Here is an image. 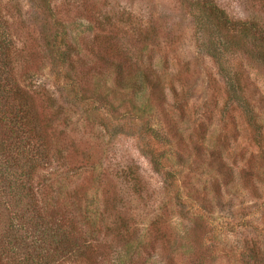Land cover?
Returning <instances> with one entry per match:
<instances>
[{
	"label": "trees",
	"instance_id": "16d2710c",
	"mask_svg": "<svg viewBox=\"0 0 264 264\" xmlns=\"http://www.w3.org/2000/svg\"><path fill=\"white\" fill-rule=\"evenodd\" d=\"M31 1L39 18H35V31L29 36L14 31V23L3 19L0 7V264H110L112 252L105 247L109 235L119 238L125 247L139 232L131 227L133 198L123 192H141L142 186H133L134 180H130L118 191L117 173H110L105 166L114 147V123L120 122L122 109L131 113L124 107L126 98L137 92L132 74L126 76L132 66L110 37L99 34L87 40L90 34L76 35L65 43L67 30L54 19L51 0ZM182 2L192 11L195 35L202 37L208 57L222 72L230 63L242 67L244 60H253L254 69L264 70V17L232 19L216 0ZM50 20H55L60 32L54 31ZM76 42L84 47L83 55ZM43 69H48L54 91L33 80ZM233 71L230 77L224 72L231 96L245 98L252 87L245 89L242 72ZM104 73L113 77L112 90L91 79ZM144 79L151 83L149 77ZM252 93L248 102L254 100ZM77 107L81 109L76 113L79 118L85 117L81 121L88 119L92 125L81 133L74 128L80 124L73 112ZM249 110L251 118L246 117L259 144L263 129L255 117V105ZM93 126L100 129H95L97 137L91 139ZM156 136L165 146L172 143L167 134ZM259 146L264 155V142ZM146 148L153 170L170 175L172 170L164 166L166 150L150 142ZM222 180L224 184L225 176ZM136 194L135 200L142 199ZM192 216L185 238L192 243L193 252L186 251L182 239H172L168 229L155 228L153 237L165 255L184 250L190 257L182 264H208L209 253L215 249L208 247L206 235L200 233L201 219L206 217ZM94 218L105 222L98 226L99 234L94 233ZM153 240L137 246L140 252L133 256L135 264H149ZM249 253L246 264H264L263 249L254 245ZM142 254L148 258L140 257Z\"/></svg>",
	"mask_w": 264,
	"mask_h": 264
},
{
	"label": "rangeland",
	"instance_id": "374dc122",
	"mask_svg": "<svg viewBox=\"0 0 264 264\" xmlns=\"http://www.w3.org/2000/svg\"><path fill=\"white\" fill-rule=\"evenodd\" d=\"M216 2L232 19L264 17V0ZM50 5L54 19L67 30L65 43L76 35L90 34L87 40L99 34L110 37L132 66L126 76L132 74L137 92L126 98L124 107L131 113L122 109L126 114L121 113L120 122L114 123V147L105 166L110 173H117L118 191L130 180H134L133 186H142V193L123 192L133 198L131 227L139 232L125 247L119 238L109 235L105 247L112 252L110 264H135L133 256L140 252L137 246L147 239H154L149 264H182L190 256L184 250L165 255L153 230L168 229L172 239H182L186 251L193 252L192 243L185 238L192 215L207 218L201 219L200 233L206 235L208 247L215 249L209 253L208 264H246L249 247L264 251V155L259 146L264 137L256 144L247 118H251L249 108L255 105V117L264 133V70L254 69L253 60H244L242 67L233 63L223 66L228 77L234 69L240 70L245 89L252 87L254 92V100L249 102L251 93L245 98L231 96L227 75L208 57L202 37L195 35L192 11L182 0H51ZM0 7L3 19L14 23V31L26 36L35 31L39 14L31 0H0ZM50 21L56 25L55 20ZM54 31L60 32L58 26ZM81 43L77 48L83 55ZM105 73L91 79L112 90L113 77ZM145 77L151 83H144ZM32 78L54 91L48 69ZM78 110L73 112L80 124L74 128L81 133L92 125L88 119L81 121L85 117L79 118ZM90 118L94 119L92 114ZM93 129L91 139L100 128ZM160 132L169 135L172 143L162 144L156 136ZM149 142L166 150L164 166L172 170L170 175L153 170L146 153ZM136 193L141 194V201L134 199ZM104 223L94 218V233L99 234L98 226ZM244 251L248 253L245 256ZM140 257L148 258L145 254Z\"/></svg>",
	"mask_w": 264,
	"mask_h": 264
}]
</instances>
